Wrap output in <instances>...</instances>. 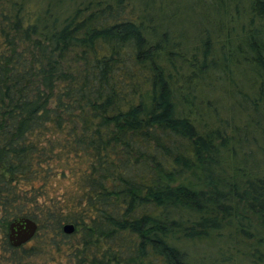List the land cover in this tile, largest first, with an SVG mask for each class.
Returning a JSON list of instances; mask_svg holds the SVG:
<instances>
[{"label": "trees", "instance_id": "16d2710c", "mask_svg": "<svg viewBox=\"0 0 264 264\" xmlns=\"http://www.w3.org/2000/svg\"><path fill=\"white\" fill-rule=\"evenodd\" d=\"M122 1L0 0V264H198L186 246L220 241L264 264V173L240 154L264 119V0L244 24L245 0H211L191 40ZM212 82L240 95L243 127L204 103ZM20 217L37 232L13 247Z\"/></svg>", "mask_w": 264, "mask_h": 264}, {"label": "rangeland", "instance_id": "374dc122", "mask_svg": "<svg viewBox=\"0 0 264 264\" xmlns=\"http://www.w3.org/2000/svg\"><path fill=\"white\" fill-rule=\"evenodd\" d=\"M79 1L80 0H77V2ZM123 1H124V4L125 3L127 4L126 12L130 11L131 7L132 8L135 7L137 10L140 9L138 5L139 2L136 0H123ZM152 2H154L153 4L155 5V7L159 8L160 12L162 13L161 15L163 16L161 17V20L172 23V21L168 20V16H171L172 18V16L174 15L173 24H175V22L181 23L183 21L184 25H181V27L187 33L189 40H191V38L189 37L188 33L191 36L195 35V37H197V35L203 34L204 30L201 31L203 27H208L206 16L209 15V12L211 9L210 7L212 6L211 0H152ZM244 4L247 5L246 0L242 3V6L239 5L240 6L239 17H242V18L244 17V19L241 18L240 20H238L237 21L238 24L239 22L241 24H244L246 17H247L246 16L247 6H244ZM231 11L234 12L232 10V7L230 9V12ZM173 24L171 25L172 27H173ZM235 24L236 22L234 21L230 22L231 27ZM194 27L197 29L200 28V32L197 29L196 31ZM208 29L211 31L209 27ZM191 43L192 42H189L188 44H190V48L193 47L191 49V53H193L195 44L193 43L191 44ZM198 44L199 43H197V45ZM248 76L242 75V76H239L240 78L237 76L234 77V79H236V83L239 84L240 89L243 91L242 93H251L252 91L256 90V89L251 90L252 87L254 88L251 82L255 79H253V77H251L252 78L251 79ZM215 85H216L215 82H212L211 86L207 85L204 88L205 89L204 103L209 105L211 109H213L216 112L218 117L222 118L221 122L223 125L227 127L228 131L230 130V127H233L232 125L240 126L242 124L241 126L243 127L245 121H244V118H241L243 116L242 113L235 114L233 107H232L233 106L232 102H236L238 98L240 97V95L237 96L238 94L234 92L235 89L230 90V91L229 90L221 91V89L220 88L218 89L217 87H215ZM228 85L234 86L236 84L234 83L233 85H230V84ZM229 92L231 94H234L235 99L231 98ZM238 115H240V117ZM231 118H234L235 122L231 121L232 120ZM259 120L260 121L262 120L261 123L260 124L251 123L250 124L251 125L250 134L247 137H242L243 141L246 139V143L244 144V151L242 149L243 152H241L240 154L241 155H244V153L246 154L245 160L249 162V163L247 162V165L249 166L247 167L248 169H251V170L254 169L253 171H259L261 173H264V135L261 134L262 129L264 130V119L261 118ZM68 187H69V181L55 182L52 186V190L54 192V195L57 196L61 194L63 191H65V189H67ZM227 246L228 244L227 245L223 244L222 241L220 242H198L195 244H188L186 246V249L193 256V259L199 260V261L197 260L198 264H212V261L207 260V259H205L204 262H201L200 260H201L202 254L203 255H206L207 253L214 254L215 252L226 254V252L230 251V255L232 259L231 261L232 263L230 264H233V263L235 264L234 259H237V256H236L237 252L235 251V249L229 248L230 246L227 248ZM239 247L240 246L238 245L237 248Z\"/></svg>", "mask_w": 264, "mask_h": 264}, {"label": "water", "instance_id": "95a60500", "mask_svg": "<svg viewBox=\"0 0 264 264\" xmlns=\"http://www.w3.org/2000/svg\"><path fill=\"white\" fill-rule=\"evenodd\" d=\"M64 234L70 235L75 231L72 224H65L62 227ZM37 232V224L26 217L14 219L8 227V241L13 247H19L28 243Z\"/></svg>", "mask_w": 264, "mask_h": 264}]
</instances>
